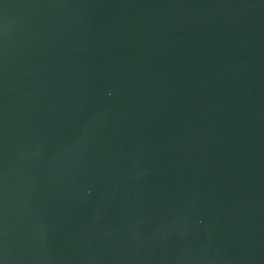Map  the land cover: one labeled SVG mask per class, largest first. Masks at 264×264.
<instances>
[{"label": "water", "instance_id": "water-1", "mask_svg": "<svg viewBox=\"0 0 264 264\" xmlns=\"http://www.w3.org/2000/svg\"><path fill=\"white\" fill-rule=\"evenodd\" d=\"M0 264H264V0H0Z\"/></svg>", "mask_w": 264, "mask_h": 264}]
</instances>
